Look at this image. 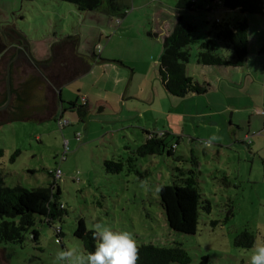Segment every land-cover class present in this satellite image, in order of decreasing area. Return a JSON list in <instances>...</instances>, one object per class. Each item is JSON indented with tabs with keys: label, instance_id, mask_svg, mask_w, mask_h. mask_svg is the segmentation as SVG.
I'll use <instances>...</instances> for the list:
<instances>
[{
	"label": "rangeland",
	"instance_id": "374dc122",
	"mask_svg": "<svg viewBox=\"0 0 264 264\" xmlns=\"http://www.w3.org/2000/svg\"><path fill=\"white\" fill-rule=\"evenodd\" d=\"M107 1L102 0V9L82 11L64 0H0V31L8 21L32 41L78 35L79 53L90 55L94 50L108 59L97 63L99 57L87 58L90 68L63 84L66 110L61 117L40 122L15 119L0 125L4 150L0 171L5 183L46 186L54 179L49 172L59 166V200L66 210L53 225L37 216L38 243L28 232L23 243H1L4 264H53L55 254L66 246L87 250L74 230L85 218L91 227L93 217L115 230L132 232L137 244L180 243L191 258L188 264H201L204 256L208 261L203 264H249L252 246L237 245L235 238L248 229L255 241L264 242V51L260 50L264 15L226 8L221 0L212 9L205 3V8L192 10L178 9L177 0H117L126 10L119 17L103 11ZM179 16L195 25L186 69L207 84L204 93L176 96L161 81L163 38ZM215 19L248 21L243 66L197 60L200 43L208 37L217 53L232 56L228 43L209 32ZM80 95L91 102L88 133L77 109L68 108L71 100L83 102ZM144 129L167 132L176 153L188 160L151 154L136 161L141 176L129 170L127 162L121 172L106 171L104 160H125L146 140ZM214 132L222 140L205 149L202 140ZM192 154L199 162L203 201L197 231L186 234L168 226L156 189L172 181L176 166L191 167ZM204 200L210 202V211ZM57 225L62 232L59 241Z\"/></svg>",
	"mask_w": 264,
	"mask_h": 264
},
{
	"label": "trees",
	"instance_id": "16d2710c",
	"mask_svg": "<svg viewBox=\"0 0 264 264\" xmlns=\"http://www.w3.org/2000/svg\"><path fill=\"white\" fill-rule=\"evenodd\" d=\"M75 4L82 11H94L102 9V0H64ZM216 0H177L178 9H196L205 8V3L210 4L212 9ZM224 7L241 12L258 13L264 15V0H221ZM103 11L108 15H119L124 17L126 10L117 0H108ZM195 25L191 22H184L182 16H179L172 29L163 38V47L159 59V74L163 85L167 91L176 96H185L188 93H204L207 91V84H201L187 73L186 62L190 58L189 46L195 42L193 31ZM214 37L224 40L230 48L232 56L227 57L217 53L213 45V39L208 37L200 43L197 60L205 65H222V66H243L247 60L249 44V23L246 19L232 22L229 20L215 19L212 23ZM26 34L18 29L12 22L5 24L3 31L0 32V53L10 52L7 43L16 39L20 42ZM74 44L76 38H71ZM70 39V40H71ZM264 51V45L260 49ZM12 52V51H11ZM23 53L19 49V54ZM16 54L12 52L11 56ZM93 57L98 54L92 51ZM10 56V57H11ZM100 58V56H99ZM100 59L103 60L101 57ZM91 63L86 64L78 72L88 70ZM13 65L11 63V83L12 93H17L13 86ZM6 76V72L5 75ZM5 79V78H4ZM61 87V86H60ZM7 97L5 92L2 101ZM10 106H12L10 104ZM16 106V108H20ZM70 109H77L78 116L84 120L89 111L88 103H78V100L69 101ZM66 110L62 106L61 113ZM148 137L138 145L135 150L125 159H105L104 166L106 171L118 173L124 169L127 162L129 170L135 171L141 176V171L137 168V160L140 156L151 154H167L174 160L182 162L188 160L182 154L176 153L175 144H170L166 139L167 132H155L145 130ZM4 153L0 147V155ZM191 167L185 168L176 166L174 178L170 183H161L159 188L160 203L164 209L168 226L178 232L193 234L197 231L199 222V209L203 201L202 194L198 186L197 168L198 159L192 154ZM54 176L53 181L46 186L24 187L22 185L9 186L5 183L4 175L0 171V244L1 243H23L26 233L30 238L38 243L40 232L35 227L37 216L43 217L44 221L53 225L57 219H61L65 213V207H60V186L52 171L49 172ZM204 208L211 210V204L208 200ZM55 233L58 241L62 235L61 228L55 227ZM74 235L79 237L84 247L91 251L95 242L92 240V233L85 228V221L78 220V225L74 230ZM255 235L252 231L245 229L235 238V244L245 247L253 246ZM139 260L138 264H188L191 260L187 250L180 243L174 245H157L155 243L138 244ZM208 261L204 256V261Z\"/></svg>",
	"mask_w": 264,
	"mask_h": 264
},
{
	"label": "water",
	"instance_id": "95a60500",
	"mask_svg": "<svg viewBox=\"0 0 264 264\" xmlns=\"http://www.w3.org/2000/svg\"><path fill=\"white\" fill-rule=\"evenodd\" d=\"M71 38L78 42V35H74L61 41L47 37L36 41L24 38L18 43L13 39L7 43L10 52L0 53V125L15 119L40 122L56 116L57 89L73 78L77 43ZM19 49L23 53L19 54ZM11 51L16 54L11 56ZM11 63L13 86L17 90L14 94ZM5 85L7 97L3 102ZM19 105L22 106L17 109ZM4 263L5 257L0 250V264Z\"/></svg>",
	"mask_w": 264,
	"mask_h": 264
},
{
	"label": "clouds",
	"instance_id": "9594fccd",
	"mask_svg": "<svg viewBox=\"0 0 264 264\" xmlns=\"http://www.w3.org/2000/svg\"><path fill=\"white\" fill-rule=\"evenodd\" d=\"M216 132L202 140L205 149H211L222 140ZM63 206L61 202L60 207ZM85 228L92 233L94 248L88 251L79 246H66L55 254L53 264H138L139 248L132 232L115 230L95 217L91 227L85 218ZM249 264H264V242L253 243Z\"/></svg>",
	"mask_w": 264,
	"mask_h": 264
},
{
	"label": "crops",
	"instance_id": "0c3cea01",
	"mask_svg": "<svg viewBox=\"0 0 264 264\" xmlns=\"http://www.w3.org/2000/svg\"><path fill=\"white\" fill-rule=\"evenodd\" d=\"M7 22L8 21H5V24H7ZM1 28V27H0ZM74 35H66L63 39H65V38H70V37H73ZM54 37H56V36H54ZM27 41H32L28 36H25L24 37ZM45 37H43L42 39H44ZM47 38V37H46ZM63 39H61V40H63ZM60 40V41H61ZM77 44H78V42H77ZM77 47V46H76ZM94 51V50H93ZM75 52L77 53V55L75 54V56H76V59H77V62H76V65L74 64V68H73V72H72V77H76V76H80V74H82V73H84V72H86L87 70H85V71H83V72H81V73H79L78 71L81 69V68H84V66H86V64H89L90 62H89V60L87 59V58H89V57H92V59L93 58H96L97 56H94L93 57V54L91 53L90 55H86V54H84V53H79L78 51H77V49H75ZM98 54V53H97ZM99 57V56H98ZM97 57V58H98ZM102 57V53H100V58ZM99 58V60L97 61V63H99V62H102V59H100ZM103 58V60L105 61V60H108L107 58H105V57H102ZM91 66V65H90ZM90 68V67H89ZM65 84V83H64ZM63 86V84L61 85V87ZM61 87L59 86L58 87V89H57V100H59L60 99V101H61V103L59 104V101H58V111H57V114H56V116L57 115H59V117H61L62 115H63V113H61V108H62V100L63 99H61V93L63 94V89H61ZM82 96V97H81ZM80 97H81V100L84 98L85 100H86V102L88 103V105L90 106V104H91V102H90V100H89V98L87 97V96H84V95H80ZM86 97V98H85ZM101 109V106L99 105L98 106V110H100ZM56 116L54 117V118H56ZM68 120V119H67ZM69 122V121H68ZM83 122H84V125H85V128H86V133H88V128H90V124H89V122H88V119L86 120V117L84 118V120H83ZM144 130H150V131H153V130H151V129H144ZM156 132V131H155ZM162 132V131H161ZM160 133V132H159ZM147 134V133H146ZM148 137V135H146V138Z\"/></svg>",
	"mask_w": 264,
	"mask_h": 264
},
{
	"label": "built area",
	"instance_id": "2783aa9c",
	"mask_svg": "<svg viewBox=\"0 0 264 264\" xmlns=\"http://www.w3.org/2000/svg\"><path fill=\"white\" fill-rule=\"evenodd\" d=\"M97 48H98V50H100L101 49V46L98 44L97 45ZM82 101L84 102V98L82 99ZM256 112L257 113H260L259 110H257ZM66 122H68V121H66ZM60 124H63V122L60 121ZM51 171L54 173V175H55L56 178H60L61 173H62V170H61V168L59 166L57 168H55L54 170H51Z\"/></svg>",
	"mask_w": 264,
	"mask_h": 264
}]
</instances>
